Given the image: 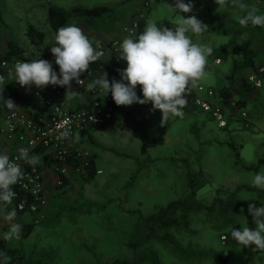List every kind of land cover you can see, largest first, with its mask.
Returning a JSON list of instances; mask_svg holds the SVG:
<instances>
[{
	"label": "rangeland",
	"instance_id": "374dc122",
	"mask_svg": "<svg viewBox=\"0 0 264 264\" xmlns=\"http://www.w3.org/2000/svg\"><path fill=\"white\" fill-rule=\"evenodd\" d=\"M245 2L260 11L264 6ZM168 4L174 0H0L2 22L12 29L17 18L23 24L43 21L47 25L44 12L48 5L67 11L106 6L115 14L110 21L119 22L124 13L136 8L143 12L145 22L168 28L180 15H195L208 29L192 36L193 41L213 49L207 75L199 84L216 93L222 82L230 86L233 80L248 89L245 94L232 92V99L242 100L249 128H243L237 118H230L226 129L217 128L208 114L194 109L191 99L196 87L186 95L189 111L170 116L163 124L161 112L153 110L151 103L127 106V112L119 107L121 119L105 128L106 135L91 133L94 142L109 146L106 152L96 150L99 175L85 186L70 189L74 196L57 200L53 211L33 225L26 237L4 240L8 221H0V246L18 248L26 263L264 264V251L245 248L231 238L233 228L254 227L249 203L264 204V189L251 183L258 171H264V162H257L258 158L264 161V81L259 88L245 83L249 63L245 49L257 54L253 64H264V27L241 25L239 9L218 8L215 0H196L190 13L172 12ZM97 24L103 35L111 33L105 15L92 26ZM139 141L142 151L135 155ZM244 165H256L257 170H246ZM188 177L195 183L191 197H187ZM172 201L211 208L177 207L176 223L167 226L147 221ZM24 221H30V216H15L12 222L22 226ZM150 230L151 237L143 240Z\"/></svg>",
	"mask_w": 264,
	"mask_h": 264
},
{
	"label": "clouds",
	"instance_id": "9594fccd",
	"mask_svg": "<svg viewBox=\"0 0 264 264\" xmlns=\"http://www.w3.org/2000/svg\"><path fill=\"white\" fill-rule=\"evenodd\" d=\"M215 3L218 8L229 5L239 9L243 15L238 22L243 26L251 24L264 27V13L245 0H215ZM168 8L172 12L190 13L193 3L192 0L187 3L174 0V4H168ZM207 29L208 26L195 15H180L172 28L154 21L146 22L138 36L125 37L118 44L119 59L127 64L126 68L118 70L121 79L118 81L113 78L110 81L104 71L88 84V89H99L105 96L111 93L117 106L151 103L153 110L161 112L162 124L170 116L181 115L188 103L186 95L207 75L208 57L213 49L206 43L194 42L192 39V36L200 35ZM53 39L50 52L59 72L54 70L49 60L39 58L17 60L9 73L21 87L34 85L42 89L48 85L60 86L66 88V96L72 95L73 82H81V76L88 71L91 63L100 58L101 53L76 24L60 27ZM2 80L3 77H0ZM137 86H140L143 98L137 95ZM0 103L10 110L17 106L11 98L4 99L3 87H0ZM59 136L61 139H70V129L65 128ZM28 152V148H20L16 160L22 159L29 165L39 163V157L29 156ZM23 175L20 164L0 152V217L8 221V229L3 234L6 241L20 238L22 226L12 222L16 213L14 209L9 211L7 205L16 196L14 186L23 179ZM251 183L253 187L264 189V171L256 173ZM248 213L254 227L233 228L231 238L245 248L264 251V204L257 207L249 203ZM10 261L11 257L0 251V264H10Z\"/></svg>",
	"mask_w": 264,
	"mask_h": 264
},
{
	"label": "built area",
	"instance_id": "2783aa9c",
	"mask_svg": "<svg viewBox=\"0 0 264 264\" xmlns=\"http://www.w3.org/2000/svg\"><path fill=\"white\" fill-rule=\"evenodd\" d=\"M193 5L196 0H192ZM146 3H143V8ZM144 16L143 12H137L130 21L121 28V31L129 37H134L137 30L138 21ZM118 39L93 42V47L100 53V58L91 63L87 72L81 76V82H73L72 87L82 89L91 96L89 109L71 110L57 104L52 100V95H59L65 87L48 85L42 89L34 88L32 96L40 108L34 114L22 111L7 110L3 115L5 123L0 127V134L7 140L20 143V148H28L29 152L35 147L50 148L52 161L57 165L54 168L56 179L55 185L62 184V177L67 173V167H71L75 172H82L87 165L90 153L84 149H70L67 147V140L61 139L59 133L65 128L70 129L71 136L75 133L89 129L94 126L103 125L110 121L113 113V100L109 94L99 90H89L88 84L98 78L107 69H111L112 62L119 61ZM115 45V46H114ZM49 60L54 70L59 72L55 65L52 54L46 57H29L25 55L13 58H0V77L7 69H11L17 61H31L33 59ZM218 62V59H215ZM264 67H253L245 76V83L253 88L261 86ZM220 94L210 88H204L198 84L196 94L193 95L191 103L194 109L205 112L215 121L216 127L226 128L230 118H237L242 121L243 128H249L247 113L238 100L219 101ZM216 97L217 101L211 98ZM19 148V149H20ZM19 149L8 156L21 166L23 179L14 186L16 196L7 205V209L15 210L30 216V222L35 225L44 219V207L46 199L44 195L41 172L35 165L23 164V160H16L20 155ZM28 152V153H29ZM99 174V170L94 171ZM18 200L15 201V199Z\"/></svg>",
	"mask_w": 264,
	"mask_h": 264
},
{
	"label": "crops",
	"instance_id": "0c3cea01",
	"mask_svg": "<svg viewBox=\"0 0 264 264\" xmlns=\"http://www.w3.org/2000/svg\"><path fill=\"white\" fill-rule=\"evenodd\" d=\"M257 3H262L264 5V0H253ZM140 6V5H139ZM262 10L261 13L264 12V6L261 7ZM135 11V12H134ZM136 8L131 11H127L124 13V15L121 16V22L119 21H110V17L115 16L114 12H111L109 16H107L108 27H111V33L108 35H103L101 32H104L103 30L98 29L97 25H87L84 24L83 21H74L71 18H68L65 25L68 24H76L78 27L82 28L84 33L92 40V42H100V41H106L110 39H118L120 42L127 36L125 33L121 31V28L126 25L130 19L136 14ZM46 13V9L45 12ZM43 17V14H42ZM41 18V17H40ZM113 18V17H112ZM113 22V24H111ZM145 18L143 20V28L145 27ZM27 25H31L34 27L37 31L42 32L44 37L42 39V43L39 45H34L30 43L27 35H26V27ZM54 33L43 21H35L34 23H30L28 21H25V24H23L22 20L19 18L15 19V23L13 24V29L10 27H6L5 24L2 22L1 16H0V58H13L17 55L9 54L5 55L8 52V42H13L14 47L13 50H20L21 55L29 56V57H45L48 56L50 53V48L54 42ZM246 52V59L249 62L248 65V72L256 66H262L264 67V64L261 62H258L257 64L252 63V59L257 55L254 53V50L252 49H245ZM20 56V55H19ZM216 59V58H215ZM215 61V60H214ZM219 62V60H218ZM217 62V63H218ZM111 64H114L112 62ZM113 66V65H111ZM127 65L125 61L119 59L118 62H116L114 68L112 67L111 75L108 76L109 80L111 81L113 78L116 80H120V75L118 70L126 68ZM10 69H7L2 77L3 80L0 81V87H3V97L5 100L11 98L14 103L17 105L14 109L16 111H22L28 114H34L40 106L38 103L34 100L32 96V91L35 88L34 85L32 86H25L21 87L19 83H17L14 79L15 77L10 75L9 73ZM247 72V73H248ZM264 74L262 75V82ZM259 88V87H258ZM222 91V94H220V100L219 101H226V100H233L232 99V92H236L239 94V92L243 91L242 93L245 94L248 90L247 88L244 89L241 85H238L237 82L233 81L230 83V86H227L224 82L221 83V87L218 89V91ZM136 93L138 96H142V92L140 89V86L136 87ZM66 88H64L59 95H52V100L56 102L57 104L63 106L66 109L71 110H84L89 109L91 105V96L84 90L78 89L75 87L71 88V92L74 93L72 95L66 96ZM111 96V93H109ZM112 98V97H111ZM113 100V99H112ZM242 101V100H238ZM114 102V101H113ZM115 104V103H114ZM139 103H133L132 105H138ZM122 107L124 112H127V106H117L115 104L114 106V113H113V121L104 127H100L97 129L90 128L85 133H75L71 136V138L67 141V147L70 149H84L90 153L93 160V169L99 170L98 167L95 165L94 158L96 157V150H104V152L109 150L108 144L106 142H94L92 132H105V128L114 126V123H117L119 121V116L117 115L118 108ZM10 110L7 107H5L2 103H0V127H2L5 123L4 119V113ZM182 111L187 112L189 111L188 107H184ZM102 133V134H103ZM103 135H106L105 133ZM199 136V134L197 133ZM78 137V138H77ZM105 136H103L104 138ZM236 142V141H235ZM238 142V141H237ZM90 144L86 145V144ZM91 143H93L91 145ZM230 144L236 146L234 142H231ZM137 149L135 152V155H138L140 151H142V143L139 141L137 144ZM21 144L16 143L14 141L7 140L2 134H0V152L6 153L7 155L17 151L20 148ZM239 146V144H238ZM261 153V151H260ZM29 156L36 155L39 157V163L35 164V166L38 168V170L41 172L42 175V182H43V189H44V195L46 199V204L44 207V218L46 215L50 214L53 211L54 206H56V202L59 199H62L63 197H69L73 193V190L70 189H76L79 186H85L88 182H91L94 177H96L99 174H93L92 176H89L86 172H75L71 167H67V173L65 176L62 177V180L64 179L63 185L57 186L55 185V179L56 174L54 171V168L56 167V163L52 161L51 157V149L50 148H40L35 147L30 150L28 153ZM101 156L102 153H99ZM261 155H263L261 153ZM102 157V156H101ZM237 158V155H236ZM259 163L264 162L262 159L258 158L257 162ZM25 166L28 164L24 163ZM248 166V165H244ZM256 166V165H255ZM100 171V170H99ZM259 172V171H258ZM257 172V173H258ZM74 196V194H73ZM85 199V198H84ZM11 211V209H8ZM25 214L17 215L15 216L22 217ZM0 221H4L2 217H0ZM25 222V221H24ZM23 222V223H24Z\"/></svg>",
	"mask_w": 264,
	"mask_h": 264
},
{
	"label": "trees",
	"instance_id": "16d2710c",
	"mask_svg": "<svg viewBox=\"0 0 264 264\" xmlns=\"http://www.w3.org/2000/svg\"><path fill=\"white\" fill-rule=\"evenodd\" d=\"M110 13H111V9H109L106 6H92V7H86V8L85 7H73L67 11L61 7H58V6L48 5L46 7L45 21L48 24V26L50 27V29L52 30V32L55 34L56 31L60 27L65 26L67 19L70 17L78 19L80 21H83L88 25H92L98 19H100L103 15H105L107 17L110 15ZM143 20L144 19L142 18L138 21L137 30H136L133 38H135L136 36H138L142 32ZM26 35H27L30 43H32L34 45H39L40 43H42V39L44 37L42 32L37 31L31 25H27ZM53 44H54V42H53ZM14 46L15 45L13 42H11V41L8 42V52L5 55H9V54L15 55L16 54L17 56H19V55L21 56L20 50H15V51L13 50ZM50 54H51V52L48 55H50ZM115 64H116V62L114 64H112L113 66L110 67L111 69H109V70L107 69L106 73L108 74V76L111 75V72L113 70L112 67L114 68ZM218 93L222 94L221 89ZM114 106H115V104L113 102V107ZM112 121H113V116H112L111 120L106 122L105 124L99 125V126H94L91 128L97 129L100 127H104V126L109 125ZM226 128H223V129H226ZM89 129H85L83 131H80V133L83 134L86 131H88ZM149 143H153V142H149ZM147 144H148V142H146V145ZM243 168L246 170H249V169H254L255 171L257 170L256 166H251V165L243 166ZM94 171L95 170L93 169V160H92V156L90 155V157L87 161V165H85L83 167L82 172H86L89 176H92L94 174ZM63 183H64V179L62 180L61 185H63ZM187 184H188V188H189V193H188L187 197H191V196H193V193H194V186H195L194 180L191 177H188L187 178ZM243 188L249 189V187H243ZM16 200H18V198H16L15 201ZM177 207H180L182 210H187L189 208H204V209H210L211 208L209 206L204 207L200 204H197V205L188 204L185 201H172V202H168L164 207L159 208L155 214L148 216L146 219H147V221H150V220L154 221L155 220L161 226H167L170 224H174V223H176V218H175L174 212H175ZM15 213L17 215L23 214L22 212H19V211H15ZM182 215L184 216V213H182ZM32 226H33V224L30 221L22 223L20 237H26L28 235V233L30 232ZM150 237H151V230L149 232H147L142 239L147 240ZM0 251L7 253V255L9 257H11L10 264H38V263H26L18 248H12V247L10 248V247L0 246ZM151 257H154V255L152 254ZM125 263H127V261H122L121 263H117V264H125ZM110 264H116V263H110Z\"/></svg>",
	"mask_w": 264,
	"mask_h": 264
}]
</instances>
